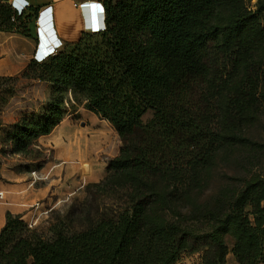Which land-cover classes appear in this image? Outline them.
<instances>
[{"label": "trees", "instance_id": "1", "mask_svg": "<svg viewBox=\"0 0 264 264\" xmlns=\"http://www.w3.org/2000/svg\"><path fill=\"white\" fill-rule=\"evenodd\" d=\"M223 1L230 12L223 29L237 37L254 18L241 0H103L100 56L58 51L28 63L24 75L50 82L53 93L38 113L23 115L8 128L4 138L11 153L52 131L65 114L63 93L69 91L117 131L121 148L108 161L102 183L125 201L96 218L88 213L81 229L72 228L70 220L52 223L50 235L7 210L0 264H174L182 253L200 251L202 264H225L228 250L219 231L194 234L153 217L162 200L158 179L207 166L223 143L218 104L207 88L218 55V27L211 19ZM18 15L0 2V30L26 34ZM147 113L151 116L144 119ZM242 221L236 225L245 226ZM224 222L228 226L227 218ZM234 235L239 264L264 263V246L255 252L239 244L240 233Z\"/></svg>", "mask_w": 264, "mask_h": 264}, {"label": "rangeland", "instance_id": "2", "mask_svg": "<svg viewBox=\"0 0 264 264\" xmlns=\"http://www.w3.org/2000/svg\"><path fill=\"white\" fill-rule=\"evenodd\" d=\"M241 1L242 9L254 15L241 35L229 37L223 29L230 20L225 1L215 9L211 19V24L218 27V55L207 88L218 104V118L225 133L221 149L205 167L181 169L177 179L170 176L159 178L155 185L162 192V200L156 204L158 208L153 212L155 219L176 223L194 234L206 235L214 230L219 231L228 250L225 264H239L232 251L236 242L234 234L240 233L239 244L250 246L255 252L264 246V0ZM101 44L103 46V37L99 31L84 37L79 45H65L58 51L69 53L82 50L94 56ZM96 55L100 56L101 53L97 52ZM63 95L65 114L61 120L70 118L75 123L83 120L89 126L92 141L88 159L81 166L90 162L94 165V171L89 175L82 173V176L74 173L69 178V188L55 201L45 203L39 200L28 206L31 213L25 220L27 226L43 235H50L49 226L58 221L69 224L70 220L72 228L81 229L86 224L88 213L91 218H96L101 213L111 212L125 201L123 199L120 203L117 199L119 193L113 194V188L106 187L104 190L102 183L107 175L108 161L121 148L117 131L106 118L84 107L83 102H75L71 92H64ZM150 116L147 113L144 119ZM107 125L114 130L113 133L107 129L100 130L103 126L107 128ZM56 126L55 129L58 128ZM0 144L1 156L16 157L15 154H18L22 159H30L15 163L14 170L30 172L39 166L42 157L40 150L29 149L28 146L23 152L11 153V142L2 138ZM14 180L0 172V182ZM125 181L121 179L119 182L126 185ZM0 190L1 203L4 192ZM32 215H35L36 222L29 226ZM225 218L229 220L226 227ZM240 219L245 226L236 225ZM243 227L246 231H243ZM249 230L255 235H249ZM207 245L214 246L209 240ZM201 254V251L184 252L174 264H202ZM254 264L264 263L260 260Z\"/></svg>", "mask_w": 264, "mask_h": 264}, {"label": "crops", "instance_id": "3", "mask_svg": "<svg viewBox=\"0 0 264 264\" xmlns=\"http://www.w3.org/2000/svg\"><path fill=\"white\" fill-rule=\"evenodd\" d=\"M13 1L15 0H0L11 9H14ZM81 3L89 7L81 8ZM93 4H100V8L101 6L103 8V13H99L102 23L94 28L102 29L105 23L103 0H26L25 5L27 6L18 15L21 19L17 21H24L22 27H26L27 33L0 30V143L13 123L23 115L38 113L52 98L53 89L50 82L24 75L28 63L34 59L35 55H41L37 50L39 46L46 48L48 45L51 46L52 39H54L53 30L61 41L59 48L65 45L81 44L84 37L95 33L85 29L83 13L84 10L87 11L90 19L96 21V18L93 19L95 9H91ZM48 6V13L43 17L44 21L40 20L43 9ZM50 20L53 30L49 27L45 28V24L47 25ZM101 49L102 44L95 52L101 53ZM52 52L54 48L48 49L39 58L43 59ZM95 52L94 56H97ZM70 53L81 54L84 51L78 50ZM63 120L57 125L58 128L52 129L48 134L39 135L29 145V149H38L42 152V157L39 159L41 162L36 167L37 169L32 168L30 172L23 169L16 171L13 169L15 163L23 160L28 162L30 159H22L18 154H15L16 157H3L0 154V172L8 179H15L13 182H0V189L4 192V200L0 203V228L5 223L7 210L21 213L22 218L27 220L31 213L30 210L28 211L29 205L39 200L45 203L53 199L55 201L69 188V178L73 177L74 173L82 176L94 171V165L89 161L90 164L88 163L86 168L85 163L81 166V163L88 159L92 141L89 126L83 120H79L78 123L70 118ZM103 122L101 121L105 124ZM101 129H107L110 133L114 132L109 125ZM33 170L40 174H47L48 177L35 180L31 175Z\"/></svg>", "mask_w": 264, "mask_h": 264}, {"label": "built area", "instance_id": "4", "mask_svg": "<svg viewBox=\"0 0 264 264\" xmlns=\"http://www.w3.org/2000/svg\"><path fill=\"white\" fill-rule=\"evenodd\" d=\"M15 4V1H13V5ZM26 4V2L23 4V6L22 7H20L19 9L17 8V7H15L14 6V10H15V12L17 13V14H21L22 13V11L24 10V8L27 6V5H25ZM81 5V8H84L85 7V3H81L80 4ZM93 5H97V6H99V8H100V4H93ZM92 5V6H93ZM48 8H49V6L48 7H46L45 9H43V11H42V13H41V16H42V18H40V20H43L44 21V15H47V13H48ZM91 9H95V8H91ZM101 9H103L102 8V6H101ZM84 18H85V22H84V27H85V29H87V30H90V31H94V32H99V31H104L105 29H106V24L104 23V27L102 28V29H94L95 28V26H98V25H100V23H102V20L100 19V11H97L96 9H95V18H96V21H92L91 19H90V14L87 12V11H85L84 10ZM102 13H103V11H102ZM102 19H103V14H102ZM104 22H105V18H104ZM51 25H52V22H51V20L50 21H48L47 22V25L45 24V28L46 27H49L50 29H52V27H51ZM53 30V29H52ZM53 38L54 39H52V42H51V46H49L48 45V47L46 48L45 46H42V45H40L39 46V48L37 49L38 50V52H39V54H41L39 57H41L44 53H46L47 52V50L48 49H52V48H54V52H52V53H50L49 55H47L46 57H44L43 59H40L39 57H36V55L34 56V59L36 60V61H38V62H41V61H44L45 59H47L50 55H52V54H55V53H57L58 52V48L60 47V45H61V41L57 38V36H56V34L54 33V30H53ZM48 43V42H47ZM37 58V59H36ZM32 175H33V178L35 179V180H41V179H46L47 177H48V175L47 174H40V173H38L36 170H33L32 172ZM0 197H2V192L0 191ZM36 205H38L37 203H35ZM36 207V206H35ZM33 216H35V215H32V217ZM31 217V220L28 222V225L29 226H32L33 224H35V222H36V220L34 219V217L32 218Z\"/></svg>", "mask_w": 264, "mask_h": 264}, {"label": "snow or ice", "instance_id": "5", "mask_svg": "<svg viewBox=\"0 0 264 264\" xmlns=\"http://www.w3.org/2000/svg\"><path fill=\"white\" fill-rule=\"evenodd\" d=\"M25 2H26V0H15V4H14V6L17 7V8L19 9L20 7L23 6V4H24ZM85 7L87 8V7H89V6H85ZM91 7L95 8L97 11H100V12L103 11V9L99 8V6H97V5H93V6H91ZM93 19H95V12L93 13Z\"/></svg>", "mask_w": 264, "mask_h": 264}, {"label": "water", "instance_id": "6", "mask_svg": "<svg viewBox=\"0 0 264 264\" xmlns=\"http://www.w3.org/2000/svg\"><path fill=\"white\" fill-rule=\"evenodd\" d=\"M83 124V123H82ZM88 166V164H84V167L86 168Z\"/></svg>", "mask_w": 264, "mask_h": 264}, {"label": "clouds", "instance_id": "7", "mask_svg": "<svg viewBox=\"0 0 264 264\" xmlns=\"http://www.w3.org/2000/svg\"><path fill=\"white\" fill-rule=\"evenodd\" d=\"M38 36L40 37V35L38 34ZM41 38V37H40ZM41 42V41H40ZM36 57H39V56H36ZM37 59V58H36Z\"/></svg>", "mask_w": 264, "mask_h": 264}]
</instances>
